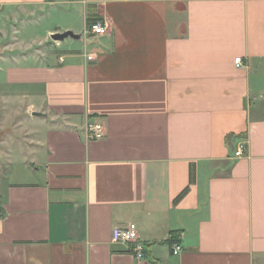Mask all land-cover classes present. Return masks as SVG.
<instances>
[{
    "label": "crops",
    "instance_id": "crops-1",
    "mask_svg": "<svg viewBox=\"0 0 264 264\" xmlns=\"http://www.w3.org/2000/svg\"><path fill=\"white\" fill-rule=\"evenodd\" d=\"M53 11L83 24L0 59V264H264V0H0V23Z\"/></svg>",
    "mask_w": 264,
    "mask_h": 264
},
{
    "label": "rangeland",
    "instance_id": "rangeland-1",
    "mask_svg": "<svg viewBox=\"0 0 264 264\" xmlns=\"http://www.w3.org/2000/svg\"><path fill=\"white\" fill-rule=\"evenodd\" d=\"M24 19L25 17H23V19L20 20H15V19L13 20L9 14L5 19L6 21L0 23V59L1 57H6V55H8V57H11V55L13 54H18L19 56L25 55L28 52V50L30 52H39V53H42L45 50L47 52L54 53L55 50L52 47L53 42H47L45 44L38 45L36 43H29L28 41H32L33 38L35 37H43L42 30L46 27V25L50 27L51 25L59 24L60 21L64 23L66 22L68 23L70 20L79 23L80 26L83 24V20L80 19L78 15L61 16L60 18L59 11L51 12V17L47 18L45 22L39 21L38 26L34 23L33 20H24ZM16 28L20 29V36L17 35L15 37L13 35V32L14 29ZM67 49L62 47L61 50H59V53L65 54L67 52ZM6 103H8V105H5ZM18 104H19V111L21 113L22 112L20 110L21 107H23V109H26L29 102H27L26 99H24L22 101L19 100ZM10 107H11L10 99L6 100L4 98L3 101L0 100V115L2 113L3 121L10 119L9 116L11 111ZM5 133L6 132H2L0 134V137L5 135Z\"/></svg>",
    "mask_w": 264,
    "mask_h": 264
},
{
    "label": "built area",
    "instance_id": "built-area-1",
    "mask_svg": "<svg viewBox=\"0 0 264 264\" xmlns=\"http://www.w3.org/2000/svg\"><path fill=\"white\" fill-rule=\"evenodd\" d=\"M109 33V28L106 23L98 22L94 24L90 29L87 31V35H94V36H103ZM88 60L92 61L95 60L94 55H89ZM63 61V59H61ZM235 66L237 68H243L244 62L242 58H236ZM89 138L90 139H101L105 136L104 126L101 124H91L88 129ZM245 145L242 144L239 149L236 151V158H241L244 156ZM113 240L115 242H124V243H136L135 252L136 257L138 259L145 258V249L141 243H138V234L131 230V229H124V228H115L113 230ZM183 246L179 244H174L172 246V253L174 256L180 255L183 252Z\"/></svg>",
    "mask_w": 264,
    "mask_h": 264
},
{
    "label": "trees",
    "instance_id": "trees-1",
    "mask_svg": "<svg viewBox=\"0 0 264 264\" xmlns=\"http://www.w3.org/2000/svg\"><path fill=\"white\" fill-rule=\"evenodd\" d=\"M98 22H102L101 18L99 17H91L88 21V29H90L94 24H97ZM196 180V172H195V168L192 167L191 169V179H190V183L193 184ZM190 187H187L175 200L176 203H178L189 191ZM169 243L171 245V247L174 244H179L180 243V237L177 235V233H172L170 235V239H169Z\"/></svg>",
    "mask_w": 264,
    "mask_h": 264
},
{
    "label": "water",
    "instance_id": "water-1",
    "mask_svg": "<svg viewBox=\"0 0 264 264\" xmlns=\"http://www.w3.org/2000/svg\"><path fill=\"white\" fill-rule=\"evenodd\" d=\"M51 38H52V40L54 42H61V41H64L65 39H67V38H73L75 40H80L82 37H81V35L75 34L72 31H67V32H64V33L53 34L51 36ZM33 116L40 117V116H43V114L39 113V112H34Z\"/></svg>",
    "mask_w": 264,
    "mask_h": 264
}]
</instances>
